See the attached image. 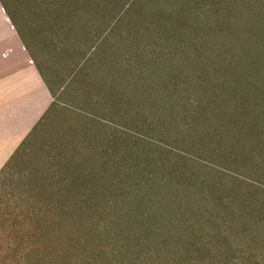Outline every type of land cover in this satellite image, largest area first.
<instances>
[{"label":"rangeland","instance_id":"rangeland-1","mask_svg":"<svg viewBox=\"0 0 264 264\" xmlns=\"http://www.w3.org/2000/svg\"><path fill=\"white\" fill-rule=\"evenodd\" d=\"M123 1L115 0L120 5L117 10L114 0L92 4H83V0H0V24L16 30L42 76L58 94L55 107L20 151L23 160L0 178V264L83 263L81 225L87 218L73 214L53 220L50 212L44 211L52 204L67 209L73 206L69 191L93 194L94 209H111L106 223L130 224L136 236H141L142 226H158V237L168 240L173 236L178 241L176 248L189 241L179 229L178 205L189 208L195 203L174 200V186L189 184L187 180L192 179L217 185L224 195L253 200L259 203L256 211L264 203V139L250 144L236 128L237 123L246 121L247 113H237L231 128H225L216 116L207 122L192 112L206 101L197 92L195 67L213 69L217 64L218 73L226 72L230 82L238 79L246 85L245 96L254 110L249 125L264 121V0H252L249 9V0H221L224 15L236 14V36L243 38V29L248 31V44L228 45L231 49L220 57L214 56L212 49L205 55H200L202 49L199 54L194 51L192 63H197L185 72L179 56L173 59L175 46L156 45L155 40L162 36L154 25L149 27V35L137 42L136 31L150 24L136 14L116 22L128 8ZM148 1L147 22L148 16L159 12L153 7L157 0ZM76 6L78 11L73 10ZM161 48L171 56L164 59L160 71L135 65L130 77L133 84L129 87L126 79L121 89L118 87L122 71L113 60H106L110 53L123 57L131 50L134 55L141 54L139 61L147 65ZM143 68L146 74L139 71ZM176 77L179 80L174 81ZM136 79L141 80L137 85ZM177 82L182 92L174 99L165 89L173 91ZM151 89L156 90V97L147 99ZM163 175L173 179L154 189L142 188L149 176ZM88 179L93 180L92 187ZM59 223L64 227L56 232ZM168 224L169 228L162 227ZM236 239L228 237L232 245ZM239 245L236 264H264L262 237ZM181 251L177 249L179 254Z\"/></svg>","mask_w":264,"mask_h":264},{"label":"trees","instance_id":"trees-1","mask_svg":"<svg viewBox=\"0 0 264 264\" xmlns=\"http://www.w3.org/2000/svg\"><path fill=\"white\" fill-rule=\"evenodd\" d=\"M95 1L83 0V4H92ZM223 1L157 0L158 5H154L153 7L158 8L159 12L148 16L147 22L145 11L149 3L148 0H124L122 5H127L128 8L118 15L119 19L116 22L121 18L123 20L126 19L127 14H136L139 18L144 19L146 24H150L148 27H144L145 29H138L136 31L137 42H140L141 37L143 38L145 34L148 36L149 27L154 25L159 29L162 36L160 39L155 40L156 45L175 46L173 59L176 60V57L179 56L177 60L184 64L185 72L191 69L190 66L192 64L197 63H192L194 51L199 54L200 49H202L200 53L202 55L205 51L212 49L213 55L218 54V57H220L223 51L231 49H228L229 46L234 48V44L236 43L248 44V39L246 38L249 36L248 31L246 28L243 29L245 35L243 38L236 36L233 29V25L237 21L236 14L230 12L224 15L221 9ZM252 2V0H249L247 9L253 7ZM114 4L118 10L120 5L115 0ZM161 4L164 5V8H160ZM17 8L15 9L18 11ZM73 10L78 11V6L74 7ZM76 11H73V13L77 14ZM255 20L258 19L255 18ZM120 42L122 43V41ZM50 44L51 42L48 43L49 46H51ZM189 45H194L197 50H193ZM130 51L126 52L123 57H112L110 53L109 59H106L108 61L113 60L117 65V69L121 68L122 72L119 73L121 77L118 83L120 89L125 84L126 79L129 87L130 84H133V79L130 78L132 77V73L135 72L132 69L133 66H150V68H157L160 71L164 59L171 56L169 53L166 55V52L162 49L160 53L153 54L156 59H153L151 62L147 61L146 65V62L139 61L142 58L141 54L134 55V52ZM180 55H183V57L181 56V58ZM138 62L140 63L137 64ZM211 67L213 69L203 66L195 67L198 70L197 75H194L195 80L197 79L195 82L198 85V88L196 87L197 92L200 98L206 101H201L198 104L199 109L197 108L192 112L207 122L213 116H216L225 128H231L234 123V116L237 113L241 111L246 112L248 116L246 121L244 123L241 121L236 125V128L241 132L240 137L250 144L260 143L264 139V134L262 135L264 121L256 120L253 124L249 125L248 121L253 118L250 119L249 117L254 114V110L251 108L250 101L245 96L246 85L238 82V79L235 82L233 80L230 82V77H227L226 72L218 73L217 64H213ZM139 71L146 74L147 69L143 68ZM258 73L260 74V71ZM115 74L117 73L115 72ZM123 74L125 77H122ZM138 80L141 82L140 79H136L135 85L139 83ZM158 80L162 81L164 79L158 78ZM173 80L177 81L179 79L176 77ZM47 85L54 98V102L29 137L21 144L13 157L14 160H23L24 155L20 151L56 105L55 100L58 94L49 82H47ZM180 86L177 82L173 91L165 89V92L170 97L176 99L181 96L182 91ZM150 91L152 93L146 95V97L148 96L147 99L150 96L155 98L156 90L151 89ZM154 100L156 101V99ZM231 107L235 110L227 112V108ZM159 109H162V107ZM106 164L108 165V163ZM122 164L126 166L125 163L122 162ZM77 174L78 171L76 175L73 174L74 180L78 178ZM172 179V176L166 175H163V177L149 176L145 182L146 185L142 188L154 189L161 186L165 181L170 182ZM187 181L190 185L185 183L181 186L180 183L174 186V191L171 192L174 200L181 201L184 199L188 202L194 201L195 203V207H189L190 209L185 208L182 203L178 205V212L181 216L180 223L182 222L179 229L182 232V236L189 239V241L180 245L181 247L179 248L174 246L178 241L173 236H169L168 240H161L158 237V226L154 228L142 226V234L139 237L134 234L135 230L130 224L113 221L106 223L107 221L104 220L109 215L108 213L111 212V209L107 211L94 209L91 206L94 196L88 192L83 194L76 193L75 191L68 192V196L75 200V204L71 206L73 207L72 210H69L71 207L67 209L62 205L54 206L55 204H52L50 209L45 208L44 211L46 213L50 212V219L53 220H61L73 214L87 218L85 223L81 225L85 242L82 247V250L85 252L82 264H236L235 261L240 259L236 255L237 249L240 247V241L242 242L247 239L255 241L259 236L264 240V203L256 211L259 203L256 204L253 200H248L238 195L230 196L228 193L224 195L223 189L217 185H207L192 179H188ZM87 183L92 187L93 180L90 181L88 179ZM139 184L141 183H138V186ZM130 189L133 190L131 186ZM84 190H89V188H84ZM162 196L164 195L161 194L158 199L161 200ZM54 198L55 195L53 196ZM93 217L96 220L93 221ZM63 227L62 223H59L56 232H60ZM162 227L167 229L169 228V224L166 227L162 225ZM233 235L237 238L235 245H232L230 240H228V237ZM177 249L182 250L180 254L177 252Z\"/></svg>","mask_w":264,"mask_h":264},{"label":"crops","instance_id":"crops-1","mask_svg":"<svg viewBox=\"0 0 264 264\" xmlns=\"http://www.w3.org/2000/svg\"><path fill=\"white\" fill-rule=\"evenodd\" d=\"M53 102L16 30L0 24V178L20 161L13 159L15 153Z\"/></svg>","mask_w":264,"mask_h":264}]
</instances>
